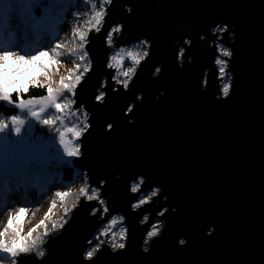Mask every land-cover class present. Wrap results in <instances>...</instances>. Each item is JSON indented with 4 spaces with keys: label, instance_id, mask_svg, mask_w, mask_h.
I'll return each instance as SVG.
<instances>
[{
    "label": "water",
    "instance_id": "obj_1",
    "mask_svg": "<svg viewBox=\"0 0 264 264\" xmlns=\"http://www.w3.org/2000/svg\"><path fill=\"white\" fill-rule=\"evenodd\" d=\"M218 25L230 51L224 94ZM142 40L145 57L126 86L116 83L110 53ZM85 50L73 106L89 127L72 164L106 210L82 196L42 254L19 253L15 264H264V0H110ZM115 214L124 245L103 241L87 257Z\"/></svg>",
    "mask_w": 264,
    "mask_h": 264
},
{
    "label": "rangeland",
    "instance_id": "obj_2",
    "mask_svg": "<svg viewBox=\"0 0 264 264\" xmlns=\"http://www.w3.org/2000/svg\"><path fill=\"white\" fill-rule=\"evenodd\" d=\"M31 1L0 0L2 16L13 9L17 13H29L23 15L24 35L26 32V35L33 33L39 22L38 16L30 9L36 3ZM55 1L51 0L48 3L54 5ZM94 21L83 10H71L61 29V40L42 45L31 55L19 52L0 54V99L7 104H15L19 109L15 116L0 115V185L9 182L16 175L24 179L27 173H39L54 159L72 164L73 158L80 155L79 138L83 131L78 127L59 123L58 114L72 103L76 86L90 68L85 44L88 32L91 29L96 31L93 28ZM224 30V26L219 25L213 29V32L217 31L218 54L215 62L218 78L221 77L223 94L229 87L227 60L224 56L230 55L229 49L220 40V34ZM113 31L112 29L108 34V43L112 42ZM141 42L144 45L141 44L139 48L140 56L134 66H125L119 70L122 66L120 53L108 64V67L115 69L113 79L116 83L126 86L139 61L145 57L147 42L142 40L133 45ZM118 72L122 74L121 77L116 76ZM38 84L47 88L45 96L19 102L11 101L9 94L12 91H24L28 86ZM103 85L104 81L101 86ZM103 94L100 88L97 100H100ZM44 128H47L45 132L42 130ZM139 182L140 180L132 187L133 191L138 188ZM156 193L155 188L142 194L134 202V207L149 202ZM82 196L97 200L100 202L101 211L106 210L99 189L89 185L84 173L77 178L72 188L60 190L34 207H16L13 210L9 206L3 210L0 208V264H15V258L19 253L34 252L40 256L44 251L43 245L48 234L59 230ZM13 198L18 202L15 196ZM18 205L17 203L16 206ZM159 229L160 221L156 219L149 230V235L156 234ZM124 237L125 226L122 224V218L116 214L112 215L93 235L85 255L87 257L93 255L103 241L109 242L113 248L123 246Z\"/></svg>",
    "mask_w": 264,
    "mask_h": 264
},
{
    "label": "trees",
    "instance_id": "obj_3",
    "mask_svg": "<svg viewBox=\"0 0 264 264\" xmlns=\"http://www.w3.org/2000/svg\"><path fill=\"white\" fill-rule=\"evenodd\" d=\"M49 1L51 0L31 1V3H36L30 9L38 16L39 22L34 27V32L28 35H26L27 32L25 35L23 33L25 26L23 15L29 13H17L13 9L5 16L0 14V54L19 52L31 55L36 53L42 45L61 40L60 32L71 10L85 11L80 0H56L54 5H49ZM10 13L12 14L8 16ZM71 16L76 19L74 15ZM141 44L142 42L115 48L109 55L108 64L113 61L116 54L120 53L122 66L119 70L125 66H134L136 59L140 56ZM116 76L121 77L122 74L118 72ZM46 93L47 88L38 84L30 85L24 91L14 90L9 94V97L11 101L19 102L20 100L43 97ZM18 112L19 109L15 104H7L0 99V115L10 117L17 115ZM42 130L45 132L47 128ZM49 162L46 164V169L39 173H27L24 179L16 175L9 182L0 185V208L3 210L9 206L13 210L16 207H34L50 195L72 188L77 178L82 176V172L70 162L58 159ZM135 185L136 182L132 183V187ZM14 196L18 202H15ZM17 203L18 206H16Z\"/></svg>",
    "mask_w": 264,
    "mask_h": 264
},
{
    "label": "built area",
    "instance_id": "obj_4",
    "mask_svg": "<svg viewBox=\"0 0 264 264\" xmlns=\"http://www.w3.org/2000/svg\"><path fill=\"white\" fill-rule=\"evenodd\" d=\"M80 2L83 4L85 9L84 12L88 15V17L95 20L93 28L98 30L101 26L102 19L106 14V8L108 7L110 0H80ZM99 13L100 15L98 16ZM73 104L74 98L72 103L67 108L62 109L61 112H59V123L65 126L78 127V129L84 132L89 127V121L87 120L89 115L82 105L74 108Z\"/></svg>",
    "mask_w": 264,
    "mask_h": 264
}]
</instances>
